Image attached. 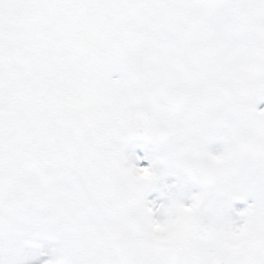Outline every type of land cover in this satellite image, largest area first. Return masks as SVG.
<instances>
[{
  "label": "snow or ice",
  "instance_id": "6c2138e0",
  "mask_svg": "<svg viewBox=\"0 0 264 264\" xmlns=\"http://www.w3.org/2000/svg\"><path fill=\"white\" fill-rule=\"evenodd\" d=\"M261 101L264 0H0V264L41 236L57 264H264ZM138 137L146 182L123 148ZM169 173L205 198L156 243L147 195ZM164 187L178 223L191 194Z\"/></svg>",
  "mask_w": 264,
  "mask_h": 264
},
{
  "label": "rangeland",
  "instance_id": "374dc122",
  "mask_svg": "<svg viewBox=\"0 0 264 264\" xmlns=\"http://www.w3.org/2000/svg\"><path fill=\"white\" fill-rule=\"evenodd\" d=\"M116 75L117 73H113V78H115ZM258 107L264 108V101H261ZM223 147L224 142L220 139H216L210 144V148L213 151H220ZM123 148L128 158L142 166L148 165L156 155L155 145L148 140H131L129 142H124ZM164 185L170 186L172 191L181 192L185 197L196 190L191 183L185 184L183 178L169 173L164 176L162 181H160L147 195V199L153 201L156 208L168 203L169 188H165ZM185 202H187V200ZM248 203H250V200H233L227 211L233 218L239 219L238 213L246 209ZM157 215L159 216V213H157ZM55 246L56 242L48 237H36L31 242L21 245L20 258L23 264H43V262L49 258Z\"/></svg>",
  "mask_w": 264,
  "mask_h": 264
},
{
  "label": "clouds",
  "instance_id": "9594fccd",
  "mask_svg": "<svg viewBox=\"0 0 264 264\" xmlns=\"http://www.w3.org/2000/svg\"><path fill=\"white\" fill-rule=\"evenodd\" d=\"M120 73H117L114 79H121ZM205 151L213 157L215 163L223 165L228 159V149L226 146L220 151H213L210 147L205 148ZM154 167L150 162L147 168L141 170L138 173V179L141 182L149 181L153 178ZM205 198L203 189L191 193V202L188 204H182L177 210L183 215V219L178 223H172L169 220L166 212L162 208H156L151 210L149 220L146 225L145 231L150 239H153L156 243H165L174 239L177 235H187L189 229L195 226L196 221L199 219L198 215V202ZM159 213V216L157 215ZM235 219V218H233ZM47 264H57V256L55 252H51L49 258L46 260Z\"/></svg>",
  "mask_w": 264,
  "mask_h": 264
},
{
  "label": "flooded vegetation",
  "instance_id": "af4514ba",
  "mask_svg": "<svg viewBox=\"0 0 264 264\" xmlns=\"http://www.w3.org/2000/svg\"><path fill=\"white\" fill-rule=\"evenodd\" d=\"M146 140V139H145Z\"/></svg>",
  "mask_w": 264,
  "mask_h": 264
}]
</instances>
